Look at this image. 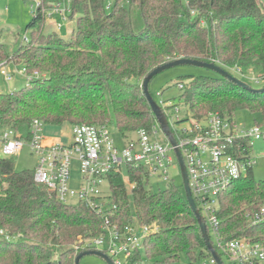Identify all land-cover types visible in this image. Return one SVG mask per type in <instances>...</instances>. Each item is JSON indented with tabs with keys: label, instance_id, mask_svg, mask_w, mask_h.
Instances as JSON below:
<instances>
[{
	"label": "trees",
	"instance_id": "obj_1",
	"mask_svg": "<svg viewBox=\"0 0 264 264\" xmlns=\"http://www.w3.org/2000/svg\"><path fill=\"white\" fill-rule=\"evenodd\" d=\"M106 6L107 0H71L69 18L76 20L68 40L55 32L39 37L33 32L14 56L0 43V63L21 59L28 73L44 74L18 91L0 94V128L23 138H29L33 120L45 126H115L121 136L150 130L156 118L141 81L179 59L214 63L228 73L251 71L264 79V4L259 0H113ZM44 21L38 10L28 28L39 31ZM180 85L179 99L195 118L217 113L234 122L239 110L264 118V92H249L219 75L179 77L173 86ZM13 158L0 159V264H74L87 250L86 242L103 234L101 217L82 204L58 202L35 182L34 172H17ZM124 170L134 185L129 192L120 174L108 176L112 221L157 226L129 264H172L181 254L195 264L197 250L209 257L182 189L171 181L152 192L143 169ZM262 208L264 181L249 169L218 197L220 238L262 240L264 221H249Z\"/></svg>",
	"mask_w": 264,
	"mask_h": 264
},
{
	"label": "built area",
	"instance_id": "obj_2",
	"mask_svg": "<svg viewBox=\"0 0 264 264\" xmlns=\"http://www.w3.org/2000/svg\"><path fill=\"white\" fill-rule=\"evenodd\" d=\"M70 1L64 0V6L57 5L46 11L43 0H40L35 2L36 11L39 10L44 18L58 13L65 20L70 13ZM112 2L107 0V10ZM23 42L28 44L27 37L23 38ZM6 66L0 64V72L6 81H11L12 76L6 71ZM20 72L27 76L28 81L37 78L36 73L29 75L23 66ZM233 72L241 77L253 75L251 71L245 75L239 69ZM253 81L260 85L264 79L254 76ZM178 87L182 89L181 85ZM160 108L167 120L170 111L179 113L178 106L168 101ZM187 117L186 127H171L168 121L176 146L170 143L157 120L150 130L140 129L126 136L120 135L119 140L113 137L108 125H73L69 144L57 142L50 145L45 143V125L33 120L29 138L17 136L12 129L0 128V159L15 157L28 148L36 158L34 180L37 184L45 186L58 202L69 205L71 200L75 201V204H82L101 217L103 234L86 242L87 250L106 254L113 264H129V260L143 250L145 239L157 231V226L140 225L136 220L126 225L112 221L113 212L108 204L110 194H104L103 187L105 185L110 192L108 176L112 173L120 174L128 183L124 170L127 167L143 169L149 179L158 177L162 182H171L168 171L174 163L178 164L177 148L186 169L192 198L215 249L222 253L228 264H264V237L260 241L237 238L224 242L219 236L216 217L219 195L236 180L245 177L256 164L251 155L252 144L264 141V131L261 130L264 126L257 124L250 130L238 129L233 121L217 113L200 118L189 113ZM180 121L177 117L176 124ZM159 133L163 140L158 138ZM73 163L77 164L79 174L76 189L70 185ZM129 187L132 189L134 185ZM249 221L252 224L264 221V208L250 216ZM208 259L210 264H216L211 255ZM133 264L145 262L135 261Z\"/></svg>",
	"mask_w": 264,
	"mask_h": 264
},
{
	"label": "rangeland",
	"instance_id": "obj_3",
	"mask_svg": "<svg viewBox=\"0 0 264 264\" xmlns=\"http://www.w3.org/2000/svg\"><path fill=\"white\" fill-rule=\"evenodd\" d=\"M40 0H0V43L8 46L10 50L11 56H14L12 52H16L21 46L26 45L23 42V38L27 37L30 43L33 32L37 33L39 37L40 34H51L48 30L47 23L54 24L56 27V34H58L61 38H68L69 34H72V29H75V18H69L67 15V19H63V16L58 13H53L49 20L46 19L42 24V27L39 31H36L35 28H28V25L33 19V15L36 13L37 6L35 2H39ZM264 3V0H259ZM43 8L48 11L52 8H55L57 5L64 6V0H44L42 2ZM62 6V7H63ZM42 8V6H40ZM205 23V21H203ZM206 24V23H205ZM57 28L59 30H57ZM72 31V32H71ZM71 32V33H70ZM21 60V59H20ZM15 58L10 59L9 61L1 62L0 64L8 65L6 66V71L11 74L12 80L6 81L5 76L0 72V94H7L9 92L18 91L22 87L26 85L28 82V78L26 75L21 74L20 68L24 67V61H20ZM230 74L236 77L238 80L243 83L249 85L253 89H260L264 87V84L257 85L254 83L253 75H246L245 77H241L234 72L228 70ZM36 73L37 78H42L44 74L39 73L38 71H34L32 73H28L29 75H33ZM183 76H195V77H208V78H218V75L212 71H208L199 67L194 66H178L175 68H171L163 71L162 73L155 76L149 84V93L156 104L161 107L164 102H171L173 105L178 106L179 113L176 114L174 111H170L168 114V121L170 126L179 125V127H186V119H188L190 108L183 101L179 99L182 95V91L177 86H173L177 78ZM142 82V81H141ZM179 118L180 124H176V118ZM233 120L238 129L242 130H250L255 127L257 124L259 126H264V118L261 113H252L249 110H239L234 116ZM70 125L63 124L61 127H54L52 133L59 132L63 134L62 141L68 143L70 139H68L67 129ZM110 130L112 132L113 137L116 140L121 138L118 130L115 126H111ZM264 131V128H261ZM60 134V135H61ZM158 138L163 140L162 134H158ZM117 145L120 146V143L117 142ZM256 159V164L253 166L252 173L256 180L264 181V141H255L252 144V154ZM15 164V170L17 172L21 171H30L34 172L36 168V158L30 152L28 148H24L19 155L13 158ZM168 178L172 181L173 184L177 188H181L183 194L185 195L181 174L178 164L174 163L168 171ZM79 182V174L77 172V164H72V173L70 185L72 188L76 189L78 187ZM128 184V183H127ZM130 185V184H129ZM166 186L165 182H162L158 177H153L148 182V189L152 192H157L158 190L164 189ZM104 194L109 195V189L104 185ZM102 188V189H103ZM131 187H128V192ZM69 205H75V201H70ZM198 256V260L195 264H210L208 256L200 255L199 250L195 251ZM223 263L228 264L226 258L223 256ZM79 264H106L104 260L97 256H85L81 259ZM145 264H152L150 261H146ZM172 264H190L189 260L185 256V254H181L179 260Z\"/></svg>",
	"mask_w": 264,
	"mask_h": 264
},
{
	"label": "water",
	"instance_id": "obj_4",
	"mask_svg": "<svg viewBox=\"0 0 264 264\" xmlns=\"http://www.w3.org/2000/svg\"><path fill=\"white\" fill-rule=\"evenodd\" d=\"M183 65H187V66H194V67H199L205 70H209L212 71L214 73H216L217 75L226 78L228 81L238 85L239 87H241L242 89H245L249 92L252 93H262L264 92V88L261 89H252L249 85L243 83L242 81L238 80L237 78L233 77L232 75H230L228 72H226L224 69H222L221 67L215 65L214 63H203V62H199V61H195V60H188V59H179V60H175V61H171L168 63L163 64L162 66H159L157 68H155L153 71H151L141 82V88H142V93L144 95V98L146 99V101L148 102L156 120L158 121L160 128L162 129V131L164 132V134L167 136V138L169 139L170 143L173 146H176V141L175 138L170 130L169 124H168V120L165 116V114L163 113V111L161 110V108L156 104V102L153 100V98L151 97L150 93H149V84L152 81V79L157 76L158 74L162 73L165 70L171 69V68H175L178 66H183ZM176 152V156L178 159V164H179V169H180V174H181V180H182V185H183V189L185 192V199L187 201V204L191 210V212L194 214L197 223H198V227L200 229L201 235H202V239L204 241L206 250L208 251V253L211 255V257L213 258V260L215 261L216 264H223L220 255L218 254V252L216 251V249L213 247V245L210 242L209 236H208V232H207V228H206V224L203 221L202 216L200 215L195 202L192 198L191 195V191L189 188V184H188V178H187V173H186V169L180 154V151L176 148L175 150ZM85 256H97L99 258H101L102 260L105 261L106 264H113V262L111 261V259L104 253L100 252V251H95V250H88V251H83L80 254H78L74 260V264H79L81 259Z\"/></svg>",
	"mask_w": 264,
	"mask_h": 264
},
{
	"label": "crops",
	"instance_id": "obj_5",
	"mask_svg": "<svg viewBox=\"0 0 264 264\" xmlns=\"http://www.w3.org/2000/svg\"><path fill=\"white\" fill-rule=\"evenodd\" d=\"M262 4H264V3H262ZM51 18V17H50ZM47 20H49V18H47ZM45 21H46V19H45ZM75 23V22H74ZM47 27H48V30L50 31V32H55L56 33V27H55V25L54 24H51V23H47ZM72 31H73V29H72ZM71 31V32H72ZM70 32V33H71ZM70 35L71 34H69V36H68V38H66L65 40H68L69 39V37H70ZM9 93H11V92H9ZM69 125V124H68ZM54 127H61V126H44V131H43V135H44V138H45V143L47 144V145H50V144H54V143H57V142H62V143H65V142H63L62 141V135L63 134H61V133H59V132H56V133H52V128H54ZM49 129V130H52V131H49V132H46V131H48L47 129ZM68 133H67V135H68V139H70V133H71V125L68 127V129L66 130ZM61 134V135H60ZM70 143V141L68 142V143H65V144H69Z\"/></svg>",
	"mask_w": 264,
	"mask_h": 264
}]
</instances>
